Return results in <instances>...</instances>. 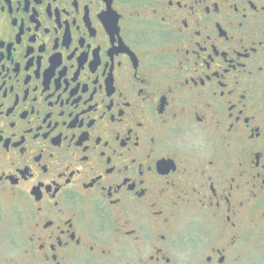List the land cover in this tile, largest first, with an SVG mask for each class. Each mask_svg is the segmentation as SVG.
<instances>
[{"label": "flooded vegetation", "instance_id": "1", "mask_svg": "<svg viewBox=\"0 0 264 264\" xmlns=\"http://www.w3.org/2000/svg\"><path fill=\"white\" fill-rule=\"evenodd\" d=\"M0 264H264V0H0Z\"/></svg>", "mask_w": 264, "mask_h": 264}, {"label": "rangeland", "instance_id": "2", "mask_svg": "<svg viewBox=\"0 0 264 264\" xmlns=\"http://www.w3.org/2000/svg\"><path fill=\"white\" fill-rule=\"evenodd\" d=\"M258 255V254H257Z\"/></svg>", "mask_w": 264, "mask_h": 264}]
</instances>
